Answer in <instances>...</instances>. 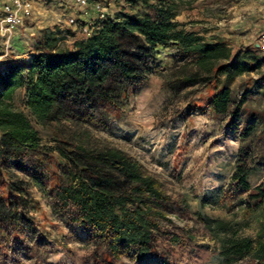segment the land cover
I'll return each instance as SVG.
<instances>
[{"label": "rangeland", "instance_id": "1", "mask_svg": "<svg viewBox=\"0 0 264 264\" xmlns=\"http://www.w3.org/2000/svg\"><path fill=\"white\" fill-rule=\"evenodd\" d=\"M137 1L132 5L128 0H88L87 7H77L75 0H30L33 14L15 29L4 66L30 61L44 29H61L68 39L63 46L72 49L75 40L88 38L83 35L85 26L98 28L101 10L105 20L127 14L155 17L162 2ZM2 6L0 0V16ZM174 22L177 31L226 45L233 57L250 54L254 69L236 78L207 75L179 48H148L147 61L136 54L147 79L138 84L115 81L113 109L75 108L46 124L31 115L28 89H19L12 104L28 117L50 153L34 173L0 154V264H138L134 252L122 260L112 258L108 241L94 238L91 228L73 223L47 195L51 187L69 184V169L52 151L55 140L99 150L119 149L159 180L170 199L169 221L153 234V254L141 264H224L219 243L199 222L198 214L247 224L243 233L252 238L261 233L264 205L246 214L240 195L232 193V177L243 148L254 153L248 182L257 186L264 180V52L254 46L264 31V0H198L176 9ZM4 42L0 37V54ZM224 89L231 91L228 114L212 107ZM245 97L247 111L239 109ZM254 124L255 138L242 141L245 128ZM36 178L47 193L37 187ZM221 192L228 197V207L201 205L203 197H218ZM172 235L180 238L178 244L171 242ZM237 264L257 263L247 258Z\"/></svg>", "mask_w": 264, "mask_h": 264}, {"label": "trees", "instance_id": "2", "mask_svg": "<svg viewBox=\"0 0 264 264\" xmlns=\"http://www.w3.org/2000/svg\"><path fill=\"white\" fill-rule=\"evenodd\" d=\"M128 1L132 5L138 2ZM196 1L162 0L155 17L127 14L105 20L91 36L75 40L72 49L63 46L68 39L61 29L42 30L30 61L14 62L0 70L2 158L34 173L50 153L43 147L39 132L28 117L12 104L21 88L28 89L27 107L31 115L40 124H46L67 116V111L75 108L113 109L115 81L138 84L147 79L140 59L148 60V48H179L182 55L193 59L207 75L236 78L254 69L255 59L250 54L233 57L224 44L208 43L194 34L177 31L176 9L190 7ZM69 35L74 37L70 32ZM246 99L240 102L239 109L247 111ZM231 103V91L224 89L212 107L217 113L228 114ZM257 124L245 128L242 141L255 138ZM52 151L69 169V184L55 185L47 193L36 178L37 187L73 223L91 228L94 238L108 241L112 258L122 260L134 252L135 262L144 263L153 254V234L160 230L162 222L169 221L166 205L170 199L159 180L116 148L99 150L55 140ZM253 156V150L241 148L232 177V193L240 195L246 214L264 205V180L257 186L248 182ZM227 201L226 193L221 192L218 197H203L201 205L225 208ZM198 220L219 243L224 264H237L247 258L264 264V228L252 238L243 233L247 224L236 220L224 221L203 214H198ZM171 242L178 244L180 238L172 235Z\"/></svg>", "mask_w": 264, "mask_h": 264}, {"label": "built area", "instance_id": "3", "mask_svg": "<svg viewBox=\"0 0 264 264\" xmlns=\"http://www.w3.org/2000/svg\"><path fill=\"white\" fill-rule=\"evenodd\" d=\"M2 2V16H0V37L5 41L4 50L0 54V69L4 67V61L10 57L12 46L10 40L14 34L15 29L23 25V20L26 17H31L33 14V7L30 0H1ZM77 7H87L88 0H75ZM105 14L101 10L100 20L105 21ZM75 19L71 20V24L75 25ZM95 29L85 26L83 35L91 36ZM254 46L264 52V31L259 34L254 42Z\"/></svg>", "mask_w": 264, "mask_h": 264}, {"label": "crops", "instance_id": "4", "mask_svg": "<svg viewBox=\"0 0 264 264\" xmlns=\"http://www.w3.org/2000/svg\"><path fill=\"white\" fill-rule=\"evenodd\" d=\"M69 1H70V2H73V0H69ZM76 11H77V10H76ZM78 11H79V10H78ZM261 26H262V28H261V30H262V29L264 28V24H262ZM261 30H260V31H261Z\"/></svg>", "mask_w": 264, "mask_h": 264}]
</instances>
